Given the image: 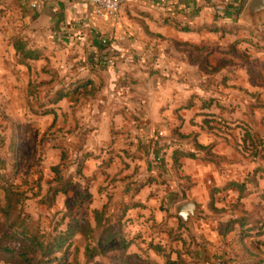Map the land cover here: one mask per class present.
Listing matches in <instances>:
<instances>
[{
	"label": "rangeland",
	"instance_id": "rangeland-1",
	"mask_svg": "<svg viewBox=\"0 0 264 264\" xmlns=\"http://www.w3.org/2000/svg\"><path fill=\"white\" fill-rule=\"evenodd\" d=\"M12 5L0 0V247L33 258L31 237L51 244L68 226L78 225L54 251L66 252L70 264H87L86 248L104 252L90 264H119V259L123 264H264V25L244 27L223 38L213 33L207 40L213 45L205 50L180 48L186 61L194 63L184 70V84L192 93L172 99L204 108L196 116L202 137L199 143L197 137L182 139L181 128L169 127L159 131L162 135L157 132L156 148L192 153L204 167H187L190 173L201 174L199 191L191 194L196 199L195 217L187 225L180 223L162 243L158 238H137L138 231L126 226L122 211L114 209L117 195L111 191L98 192L96 198L90 195L91 178L83 175L82 143L88 130L82 118L85 101L93 97H71V109L63 113L66 105L58 107L54 96L72 83L61 70L64 54L49 50L45 57L39 53V60L20 64L13 51L16 41L40 51L32 44L35 24L29 17L23 23L24 7ZM208 61L215 67H208ZM155 65L140 68L154 73L159 68ZM55 116L58 121H52ZM174 117L180 124L179 115ZM179 171L181 166L175 170ZM183 181L186 191L198 187L191 177ZM54 188L66 189L53 196ZM102 201L106 225L96 228L93 211ZM13 221L16 227L9 233L25 229L26 244L3 238ZM148 232L155 234L150 227ZM136 252H154L157 259L132 258ZM0 264L24 263L0 252Z\"/></svg>",
	"mask_w": 264,
	"mask_h": 264
},
{
	"label": "crops",
	"instance_id": "crops-1",
	"mask_svg": "<svg viewBox=\"0 0 264 264\" xmlns=\"http://www.w3.org/2000/svg\"><path fill=\"white\" fill-rule=\"evenodd\" d=\"M156 1L124 0L115 18L101 19L94 16L88 0H1L24 7L23 23L29 17L35 24L32 44L41 56H47L49 50L64 54L61 70H65L66 81L90 80L98 88L96 96L85 101L82 118L88 130L82 143V152L87 154L83 175L91 178L90 195L96 198L98 192L111 191L119 198L114 200V209L125 212L123 222L138 231L137 238H158L163 243L168 230L178 226L176 206L196 203L191 194L199 191L201 174L190 173L187 167H204L198 160L183 157L181 171L176 173L172 150L156 148L160 144L157 132L169 127L181 128L182 139L197 137L199 143L202 137V124L196 116L204 108L172 99L192 93L191 86L185 85L184 70L194 63L186 61L180 48L187 45L205 50L212 46L207 40L214 32L208 27L236 26V33L250 27L241 21L248 0H166L162 7H155ZM219 5L225 8L221 16L215 12ZM89 62L96 65L95 72L88 70ZM153 64L159 67L157 72L140 68ZM206 64L215 67L211 61ZM72 104L70 96L58 101V107L66 105L63 113ZM186 176L197 183L192 192L184 187ZM104 203L96 209H102ZM147 227L155 234H145ZM139 242L142 240H136ZM132 255L157 259L154 252Z\"/></svg>",
	"mask_w": 264,
	"mask_h": 264
},
{
	"label": "trees",
	"instance_id": "trees-1",
	"mask_svg": "<svg viewBox=\"0 0 264 264\" xmlns=\"http://www.w3.org/2000/svg\"><path fill=\"white\" fill-rule=\"evenodd\" d=\"M181 30L182 31H190V29H188V28H181ZM207 30L210 32L219 33L220 36H223L225 34H236V32L238 31V27H236V26H220V27L213 26V27H208ZM13 51L19 57V59H21V60H19V63L22 65H27V63L29 61L39 59V53L37 52V50L28 48L26 46V43L22 42L21 40L16 41L13 44ZM86 64H87L88 70H90L91 72H95L94 68L96 65H94L91 62L86 63ZM98 65H100L101 68L104 67L103 63L101 64L99 62ZM215 71L216 70L214 69L210 73L215 72ZM74 85L76 87L71 89ZM97 92H98V88L95 86V84L92 81H90V80H78L76 83L73 82L70 85H68V87H66V89L59 90L56 93L57 95L54 96V97H56L54 102H58L60 99H62L64 97H68V96L74 97L75 99H80V98L88 97V96L95 97ZM183 157L193 159L194 154H192V153L191 154H185V153L179 152L177 150H174L172 152V168L174 170H179V168L181 166L179 160H180V158H183ZM86 158H87V154H84V156L82 158L84 160V162H85ZM54 172L57 175L55 178V181L61 180V176H60L58 168H54ZM65 187H67V185ZM64 189H66V188H54V189H52L53 196H55L59 192H63ZM10 209H11V206L6 207L7 211ZM93 214H94V220H95V227L96 228H99V227L106 225V222L103 221L104 220V214H105V207L104 206L100 210L93 211ZM124 215H125V212L123 211L120 218H123ZM15 224H16L15 221H13V222H11V224H9L8 230L4 234L3 238L4 239H7V238L8 239H14L18 242H21L22 244H26L24 242V240H25V236L27 235L28 232H23V230L26 231L25 229H23L21 232L15 231V232L9 233L11 229H14L16 227ZM22 225H23V222H20L19 226H22ZM180 226H181V224L178 220V228H180ZM77 227H78V225H75L73 227L68 226V228L65 232H60L59 235L57 237H55L54 241L51 244H47V245H43L42 242H40L39 240H34V237H31L29 240V246L31 247L30 249L32 251L33 258H27L25 253L14 252V250H12L6 246L0 247V252H4L8 256H11L13 259L21 260L24 264H70L67 261L66 252H54V251H58L63 247L66 240H68L74 234V231L76 230ZM119 230L120 229H118L117 234H119ZM90 231L91 230H89V232ZM107 231H108V229H106V232ZM172 231H175V229L168 230V234H170ZM112 237H114V236H112ZM175 239L176 240L179 239L178 236H176ZM151 248H154L155 250L159 249L157 246H152ZM85 251L86 252H84V258H85L87 264H90L92 262V260H94L97 257L102 256L104 253V252H100V251L97 252L96 250L90 251L88 248H86ZM57 253H60L61 255L57 256ZM167 257H169V256L167 255ZM118 262H119V264L124 263L123 260H121V259H119ZM166 264H176V263L169 261Z\"/></svg>",
	"mask_w": 264,
	"mask_h": 264
},
{
	"label": "water",
	"instance_id": "water-1",
	"mask_svg": "<svg viewBox=\"0 0 264 264\" xmlns=\"http://www.w3.org/2000/svg\"><path fill=\"white\" fill-rule=\"evenodd\" d=\"M241 21L251 29H257L264 22V0H248L241 14ZM175 215L181 224L187 225L196 215V204L191 201L179 204Z\"/></svg>",
	"mask_w": 264,
	"mask_h": 264
},
{
	"label": "built area",
	"instance_id": "built-area-1",
	"mask_svg": "<svg viewBox=\"0 0 264 264\" xmlns=\"http://www.w3.org/2000/svg\"><path fill=\"white\" fill-rule=\"evenodd\" d=\"M92 6V12L95 17L101 19H113L118 13L124 0H88ZM166 4V0H158L153 3L155 7H162ZM225 11L224 6L219 5L215 7V12L218 16L223 15ZM159 135H162L159 132Z\"/></svg>",
	"mask_w": 264,
	"mask_h": 264
}]
</instances>
